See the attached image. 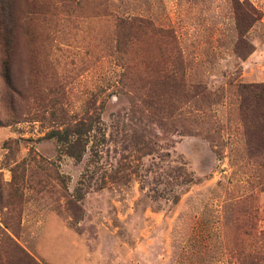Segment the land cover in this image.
Here are the masks:
<instances>
[{
    "label": "rangeland",
    "instance_id": "rangeland-1",
    "mask_svg": "<svg viewBox=\"0 0 264 264\" xmlns=\"http://www.w3.org/2000/svg\"><path fill=\"white\" fill-rule=\"evenodd\" d=\"M234 1L6 0L0 227L38 262L264 254L261 129L244 123L237 88L264 83V0H238L258 16L244 57ZM79 121L90 130L76 158L47 133Z\"/></svg>",
    "mask_w": 264,
    "mask_h": 264
},
{
    "label": "trees",
    "instance_id": "trees-1",
    "mask_svg": "<svg viewBox=\"0 0 264 264\" xmlns=\"http://www.w3.org/2000/svg\"><path fill=\"white\" fill-rule=\"evenodd\" d=\"M243 2L234 1V12L237 26V50L240 57L250 53L252 46L245 38L246 29L252 21L258 18L257 11L248 7ZM8 8L6 0H0V31H5L13 21V15ZM5 42L11 45V35L2 36ZM4 76L9 81V64L6 61ZM195 91L202 99L212 98V91L201 83L194 85ZM238 93L241 97L242 118L246 126L261 129V135L256 136L254 142L259 145V150H264V83H239ZM90 126L84 121H79L68 128L55 129L47 133L49 138H55L63 150L70 156L79 158L83 151L82 138L89 132ZM81 142V143H80ZM3 240L0 241V264H41L29 252H27L15 238L5 229L0 227ZM260 246V235L264 238V231L254 230ZM259 248V247H258ZM239 264H264V254L260 249L250 250L239 257Z\"/></svg>",
    "mask_w": 264,
    "mask_h": 264
}]
</instances>
